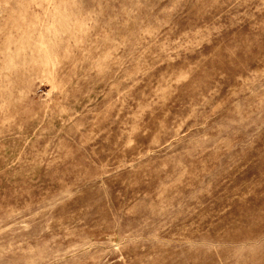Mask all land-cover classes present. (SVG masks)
I'll list each match as a JSON object with an SVG mask.
<instances>
[{"label":"rangeland","instance_id":"rangeland-1","mask_svg":"<svg viewBox=\"0 0 264 264\" xmlns=\"http://www.w3.org/2000/svg\"><path fill=\"white\" fill-rule=\"evenodd\" d=\"M0 264H264V0H0Z\"/></svg>","mask_w":264,"mask_h":264}]
</instances>
